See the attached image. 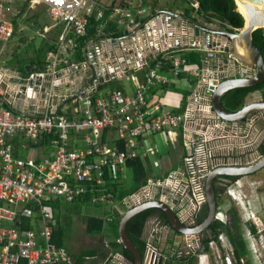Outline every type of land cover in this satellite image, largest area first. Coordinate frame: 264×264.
Returning a JSON list of instances; mask_svg holds the SVG:
<instances>
[{"label": "built area", "instance_id": "obj_1", "mask_svg": "<svg viewBox=\"0 0 264 264\" xmlns=\"http://www.w3.org/2000/svg\"><path fill=\"white\" fill-rule=\"evenodd\" d=\"M131 3L130 7L102 6L98 20L109 12V20H115L120 28L133 29L140 25L151 28L145 45L137 43L131 48L134 49L132 53L139 56L134 67L146 71L144 80L132 93L116 89L108 95L96 97L93 94L98 91L99 85L117 79L129 67L121 65L120 70L113 71L110 64L114 62L105 63L104 56L108 53L100 51L91 58L92 64H105L109 67L108 74L104 72L103 79L88 85L84 93L68 95L69 90L77 87L74 79L76 73L72 72V68L86 62L77 63L70 56L80 47L79 39L87 34L88 18L95 10V1L0 0V40L9 41L13 37V22L7 17L17 15L16 10L20 5L29 4L31 9L46 5L50 7L51 16L65 25L57 48L48 53L43 71H34L13 81L5 78L0 66V91L12 87L22 97L24 108L38 115L23 116L10 108L1 109L0 103V202L3 203L0 204V264H21L22 261L29 264H74L70 253L52 242L57 219L46 202L57 198L72 202L90 195L91 203L111 204L120 211L116 194L107 186V176H120L126 171L130 160L155 154L153 146L141 149L140 143H145L149 137L167 134L171 139L180 138L184 148L181 162L166 176L149 178L124 202L129 208L149 200L163 201L188 227L198 224L197 216L207 205V180L213 171L225 167L251 166L264 158V116L256 115L243 122H231L223 119L213 105L210 91L215 92L229 77L230 67L226 66L234 65L212 63L224 53L227 44L222 43L218 46L219 50H215L198 42L190 44L186 40L185 44L181 43L177 39L179 32L176 35L172 33L175 18L162 14L163 10L159 7H154L152 11L145 0H131ZM192 7L197 11L198 1H193ZM210 23L223 26V22L217 19H212ZM177 43L181 44L179 47L185 45L205 53L203 63L191 66L183 58H173L170 51L179 48ZM156 52H159L158 55L149 60L151 54L155 55ZM161 55L163 59H159ZM229 57L234 58L231 52ZM165 67H169L171 72H165ZM86 69L84 67L81 71L86 72ZM184 71L197 79L196 88L188 96L185 111L182 114H158L156 108L159 103L152 100L153 90L168 87ZM48 76H51L50 79ZM61 86H65L66 93L61 92ZM63 103H72V111H66ZM41 108H44L43 112H39ZM107 132L114 133L118 144L105 142ZM52 134L55 137V150L50 155L42 158L17 156L15 140L19 137L28 143L38 144L44 135ZM76 140H80L83 147H77ZM155 166L159 168L157 161ZM241 189V179H235L226 188L225 195L237 203L244 202ZM247 208L254 220L251 206L247 205ZM25 218L34 220L36 226L39 220L40 229H21L20 224ZM216 220L228 224L230 216L218 208ZM160 233L162 231L157 238L163 239ZM250 233L245 235L246 240L248 238L253 242L257 237ZM151 241L147 253L150 264H156L159 249L165 251L166 244H162L161 248ZM220 241L225 253L217 254L221 247L213 242V255H198L200 260L205 261L203 263L214 264V257L218 255V264H249L245 257L240 260L235 258L234 247L226 234L220 236ZM185 248L191 254L199 253L201 246H197L196 236L188 238ZM248 248L251 257L255 258L253 253L256 252H252L249 244ZM255 249L258 253L256 246ZM121 263V256L112 262ZM258 263L261 264V261Z\"/></svg>", "mask_w": 264, "mask_h": 264}, {"label": "trees", "instance_id": "obj_2", "mask_svg": "<svg viewBox=\"0 0 264 264\" xmlns=\"http://www.w3.org/2000/svg\"><path fill=\"white\" fill-rule=\"evenodd\" d=\"M185 4L188 8L185 9L186 16H191L192 12H195L200 18L206 19L208 21H212V19H217L223 22V26L228 30L235 32L236 30H243L246 26V18L240 12L239 5L237 0H184ZM193 1H198L199 9L195 11L192 7ZM107 1H103L100 6H97L93 13L88 18V31L87 34L79 39L80 47L74 52L73 56H70V59L80 63L86 61V56L84 54V48L86 44L93 39L99 37L102 31L112 32L113 35L117 38L123 37L127 34L123 28H120L118 23L114 20H109L110 13L106 12L105 16L102 20H98V13L102 6H107L109 8H113L116 5V1L113 3L107 4ZM29 7L27 4L24 8V11ZM23 11V12H24ZM145 21V20H144ZM142 21V22H144ZM104 26V27H103ZM254 43L262 53L264 58V29H258L253 33ZM54 43L51 41L45 42V44L37 50V57L32 63L31 71H43L46 67V57L48 53L55 49ZM177 53L174 54L173 58L177 57ZM179 55L183 59L186 60L188 65H198L200 66L205 59L206 54L195 50V49H185L183 52H179ZM159 59H163V55L159 57ZM154 63V62H153ZM165 63H172V61H165ZM35 67V68H34ZM165 72H171L169 67H165L163 69ZM118 79L111 80L104 84L98 86V91L93 94V96H101V92L112 90L114 88L123 89ZM116 90V89H115ZM262 91L264 95V83L253 86V87H245L231 91L223 98V104L225 107L231 111H238L244 107V105L248 102V97L250 94ZM112 92V91H110ZM109 92V93H110ZM187 96V93H186ZM8 107V106H7ZM54 135H44L38 142L37 145L30 143L31 148H37L38 150H42V154L46 155L53 145ZM114 144H118L117 141L113 142ZM121 147L122 145L119 144ZM78 146V145H77ZM264 154V146L262 149ZM27 154L20 153L19 157L27 158ZM50 155V154H49ZM176 167L168 168L163 176H166L171 169ZM160 175V177L162 176ZM162 176V177H163ZM150 178V166L141 156L138 158H134L130 160L126 165V171L120 173V176H111L108 174L107 186L116 194V201L121 207H125L126 211L128 210L127 205L124 202V199L135 192H137L144 184L147 183ZM241 179V178H240ZM235 180V179H234ZM90 195H85L81 198L75 199L72 202H66V205L60 202L63 201L61 198L50 199L46 202L47 207H49L56 216L57 225L54 227V238L53 244H55L60 249H66L72 258L74 259V264H89L86 260L87 258L93 256H101L107 258L113 252H120L124 257H126L132 264L135 263V257L129 251H127L123 245L120 243V222L124 215V213L120 212L116 207H113L111 204H93L90 200ZM2 205L3 203L0 202ZM67 204H71L73 208L77 211L80 206L85 205L86 207H90L92 205H96L99 207L106 208L109 206V210L104 211V215H96L90 214L87 218V227L86 232L88 235H96V236H108L113 241L110 243L107 248H96V249H88L83 250L78 254H73L68 247V233L66 226L63 225L61 221L62 216L65 215V218L69 219V214H63L64 208ZM221 210V209H220ZM69 211V210H68ZM65 211V212H68ZM209 213L208 205L202 209L200 214L197 216L198 224H201L203 220H205ZM230 216V221L228 224L221 220H216L214 224L210 228V232L208 233L206 238L201 239V249L197 255H189V256H181L175 255V260L180 261V264H195L196 257L198 255L211 254L213 255L212 243L217 242L220 247H222L220 236L222 234H226L230 239L233 247H234V256L236 259L240 260L245 257L248 260L249 264H252V258L250 255V251L248 248V243L246 240V236L244 233V229L242 226L240 215L236 208H232L229 206L227 212H225ZM108 215V216H107ZM157 217L159 221L162 222L164 226H169V222L166 218L165 213L159 208H148L143 210L139 214L135 215L128 224V232L133 240V242L138 246L141 250L143 256L146 255L148 250L149 242L145 238V232L147 229L148 221ZM21 229H32L34 227V220L25 218L23 219L22 225H20ZM40 221H37V228L40 229ZM251 233L256 234V228L251 227ZM2 247L0 246V251ZM225 251V250H224ZM21 264H29L27 261H22Z\"/></svg>", "mask_w": 264, "mask_h": 264}, {"label": "water", "instance_id": "obj_3", "mask_svg": "<svg viewBox=\"0 0 264 264\" xmlns=\"http://www.w3.org/2000/svg\"><path fill=\"white\" fill-rule=\"evenodd\" d=\"M240 1L247 10V16L244 15L246 18V26L239 32H232L223 26L220 27L214 24H209L205 21L188 17L173 10L164 9L162 11V14L171 18L176 17L186 21L187 25L186 27H183L184 29L180 27L181 23L178 26V38L182 37V40H187L190 44L198 42L209 49L215 50H219L218 46L220 44H227V49L223 51L224 53L220 54L218 59L212 63H234V65L228 64V66H226V68L230 67L229 77L219 85L215 92L210 91V94L212 95L215 110L223 119L231 122H243L244 120L256 115L264 116V99L248 102L238 111H231L223 104V98L231 91L245 87H253L264 83V58L258 47L255 45L253 36V33L258 29H264V0ZM237 3L239 5V0H237ZM141 29L142 27H137L136 30ZM188 34L192 35L188 37ZM101 37L104 36H100V38ZM114 40H117V38L114 37ZM98 41L99 38H96L90 40L86 44L84 48L86 62L83 64H76V66L72 68V72L74 73L81 71L84 67L87 68L86 72L89 76L85 80L86 83L83 87L78 86L74 90H69L67 92L68 95L84 93L88 85L103 79L102 74H104V72L106 75L108 74V66L105 64L102 66H96L95 64H92L91 61V46L93 43ZM180 45V43L176 44L177 47ZM131 51L134 52V49ZM230 52L234 56L233 59L229 57ZM158 53L159 52H156L155 55L151 54L148 59H154ZM111 58L114 63L110 64V66L113 71H116L121 69L120 62H125L124 60L126 59V55H118L112 52ZM219 58L222 60H219ZM50 77L51 76H48L47 78L50 79ZM57 92L58 91H56V93ZM0 103L6 104L10 109L17 112V114L29 117L38 116L24 108L22 97H20L19 93L15 92L12 87H7L6 89H2L0 91ZM43 111L44 108L39 110V112ZM262 169H264V158L260 162L251 166L225 167L218 168L213 171L207 180V205L209 207L208 216L201 222V224H196L192 227H188L183 224L175 211L165 202L160 200H149L140 205L129 207L120 222V243L127 251L133 254L135 257L134 264H150V255L146 253V255L143 256L141 250L131 239L128 232V224L135 215L139 214L143 210L155 207L161 209L165 213L169 222V226H166V229L162 231V234L160 233L164 240L169 239L170 233L172 235L176 233L179 234L180 240L176 245V247L179 248V246H186V241L190 236H196L197 246L200 247L201 239L207 237L211 226L216 221L219 202L224 196V188L232 182L230 178L238 179L249 176L261 171ZM197 249L198 248L196 247L195 251H197ZM179 251L181 250L179 249ZM159 252V260L156 264H180V261L175 260L174 256H165V254L168 253L163 249H159ZM123 262L126 264H132V262L128 259H124Z\"/></svg>", "mask_w": 264, "mask_h": 264}, {"label": "crops", "instance_id": "obj_4", "mask_svg": "<svg viewBox=\"0 0 264 264\" xmlns=\"http://www.w3.org/2000/svg\"><path fill=\"white\" fill-rule=\"evenodd\" d=\"M106 1H107V4L113 3V1H116L115 6H122V7H130L132 4L131 0H106ZM95 3H96V1H95ZM26 5H20L17 7V10H16L17 15L14 16L15 21H14V23H12L14 26V34H15V32H17L19 30V27H21L20 26L21 23L20 24L18 23L19 19L22 20L21 22L24 23L25 26H27L26 21L32 19V17L30 16L31 12H29L31 10V8L28 7L24 11V8ZM96 7H97V3L95 6V9H96ZM168 10H173V11H176L178 13H182V14L186 15L184 10H179V9H168ZM188 17H193L194 19H198V20L210 23L208 20L200 18L195 12H192L191 16H188ZM175 19H176V21L173 23L175 25V27L177 25H179L180 23H181L180 26H182V28L184 26L186 27V25H187L186 21H184L180 18H176V17H175ZM210 24H212V23H210ZM53 26H55V28H57V29H55V28L53 29ZM53 26H52V28H44L42 31V34H43V32H47L49 29L51 36L49 38H47L46 35H43L45 38L44 44L47 41L48 42L51 41L56 46L55 48H57L58 41H59L60 37L63 35L62 32L65 29V25H64V23L57 20V21H55V24ZM140 27H143V29L142 30H135V29H137V27H135L133 29L132 28L127 29V28L123 27L124 31L127 32V34L124 35L123 37H119V38L115 37L112 32L102 31L100 33V35L104 36V37H101L100 41L93 43L91 46V50H90V52L92 54L91 58L93 56H95L96 54H98V52H100V51H104V52L106 51L108 54H107V56L105 55L104 58L106 59L107 62H105V63H107V64L109 62H112V61H110L112 52L116 53L118 55L119 54L126 55V59L124 60L125 62H122L121 65L122 66L127 65V67H129V70L126 72H123L122 75L120 77H118L117 79L120 82L119 85H121L123 87L122 90L126 91L127 93H132L133 91L136 90V86L138 85V83H140V82H142V80H144V75L146 72L145 69H136L134 67V65H135L134 63L139 60L138 59L139 56L137 55V53H132V51H131V48L133 46L135 47V45L137 43L145 45L147 38H149L151 35V28L150 27L145 28L144 25H140ZM175 27H172V33L174 35L178 34ZM21 29L23 30V29H25V27H23ZM50 29H52V30L50 31ZM14 34H13V36H14ZM191 35L192 34H190V35L188 34V37H190ZM114 37L117 38V40H114ZM12 38L9 41L0 40V57L2 56L3 53H5V52H7V50H9L8 56H9V58L11 57L10 61L12 62V63H7L6 61H0V66L2 67V72L4 73L6 79L17 81L18 79L26 77L27 75L34 72V71H31V69H32L31 64L34 63V60L37 57V50L38 49H34L32 52H29L27 54L24 53V55H22L20 53V49L22 47H26L28 42L31 39L30 40L26 39V41L24 40L23 43L15 44L13 46V45H11ZM181 38L182 37L177 38V39H180V42L182 41L181 43L185 44L186 41L182 40ZM185 49L188 50L190 48H189V46L184 45V46H181L179 48L172 49L170 51V54H171V56H174V54L177 53L176 56L178 58H182L181 55H179V52H183V50H185ZM108 51H110V53ZM74 52L71 53V56H73ZM135 57L138 60L135 61V59H136ZM101 59H102V57H101ZM219 60H222V59L219 58ZM221 64H223V63H221ZM193 66H195V65H193ZM86 74H87V72H85V71H81V72L76 73V76L74 79H75V83H76L77 87L78 86H80V87L84 86V84L86 83L85 80L89 76L88 74L87 75ZM4 75H2V76H4ZM126 79H129L131 81V88H129V89L127 88V85L124 82ZM113 80H116V79H113ZM104 83H106V82H104ZM195 88L196 87H193V77L187 71H184L180 75L179 78H174L171 85H169L168 87L155 88L153 90L152 100L157 101L159 103V106L156 108V111L158 112V114H160V112H179V114H182V112H184L186 109V106L188 103V96L191 94V92ZM115 89H117V88H114L112 90L107 89L106 91H104V93L101 92V95L102 96L108 95L110 91H113ZM61 90H62L61 92L66 93L65 92L66 91L65 86H61ZM177 92L181 93L184 96L182 100L178 97L179 94ZM186 93H187V96H186ZM63 104H65V103H63ZM71 105H72V103L71 104L69 103L67 106H65L66 111H69V112L72 111ZM178 105H180V106H178ZM8 108L9 107H7L6 104H1V109H8ZM158 135H156V136H158ZM160 135H164V134H160ZM166 135L167 134H165V136ZM156 136L149 137L145 143H140L142 150L145 146H153L156 150L155 154H150L149 156L142 157V158L144 160H146V162L149 164V166H152L153 163L155 164V162L157 161L159 163V169H161V173L164 174V172L168 168L175 166L174 164H177V166L179 165V163L181 162L183 153H184V148L182 146V142H181L180 138L171 139L172 143L171 144L169 143V145L171 147L168 149V151H166L168 159H166L165 165H163L161 160L159 159V154L161 153V147L159 145V142H157L156 140H153V138ZM114 137H115L114 133L107 132L104 135V140H105V142H109L110 144H114L113 142L117 141L116 139H114ZM15 144L17 147V156H19L20 153H25V154H27L26 157L33 156V157L42 158V157L48 156L49 154H51L55 150V147L52 146L51 150H49L46 155H43L42 150L40 151L34 147L31 148L30 147L31 144L28 143L22 137H19L18 139H16ZM35 145H37V144H35ZM75 145L76 146L78 145L77 147H83V144L80 140H76ZM151 155H153L152 160L150 158ZM150 178H153V177H150ZM96 207L101 208V212L98 213L100 215H104V213H105L104 211H106V210L108 211L110 209L109 206H108V208H103V207H99V206H96ZM80 208H81V206L79 207V209H77V211H80ZM87 208H89V207H87ZM119 209L121 212L124 211L122 209V207ZM64 212L65 211H63V213ZM67 214H69L70 217L72 215V213H67ZM98 214H96V215H98ZM89 215L90 214H88L87 216H89ZM64 217H65V215L62 216V218H64ZM61 221L63 222V225L66 226L67 233H68V227L66 225L68 221L66 222V224H65L64 219H61ZM22 222H23V220H22ZM22 222L20 225H22ZM161 226H163L162 227L163 230L160 228ZM35 227L37 228V226L35 225V222H34V228ZM86 227H87V222H86ZM165 229H166V226L162 225V222L159 221L157 217H153L148 221L147 229L145 232V238L148 240V242H150L152 240L151 242H153L155 245L161 246V248H163L162 244H166L165 251H167L168 255L175 256L176 253L179 251V248L175 247L172 240H171L172 239V234L170 233L171 230L169 232L170 233L169 239H167L166 241L163 239L157 238V236H159V232L164 231ZM153 234H154V236H153ZM68 238H69V236H68ZM108 241L109 242L103 243L101 245H97L95 248H91V249L103 248V247L107 248V247H109L110 243L113 240L109 237ZM88 249H90V248H82L79 252H76L73 254H78L81 251L88 250ZM119 256L123 257V260L127 259L126 257H124L122 255V253L113 252L107 258H104L101 256H98V257L93 256V257L87 258L86 260L89 262V264H111L112 262H114L115 258L119 257ZM203 262H205V261H203ZM121 264H126V263L123 262Z\"/></svg>", "mask_w": 264, "mask_h": 264}, {"label": "rangeland", "instance_id": "obj_5", "mask_svg": "<svg viewBox=\"0 0 264 264\" xmlns=\"http://www.w3.org/2000/svg\"><path fill=\"white\" fill-rule=\"evenodd\" d=\"M93 1H96L97 6H100V4H102L104 0H93ZM145 1H146V5L149 8H151L152 11L154 7L156 8L159 7L162 10L179 9L184 11L186 8H188L184 0H145ZM154 4L156 5L154 6ZM29 12H31L30 16L32 17V19L26 21L27 26H25V24L21 22L22 21L21 19L18 20V23L19 24L21 23L20 25L21 27H19V30L17 32H15L11 41V45L14 46L15 44L23 43L24 40L26 41V39L28 40L31 39L26 47H22L20 49V53L22 55H24V53L27 54L29 52H32L34 49H40L45 41L43 35H46L47 38L51 36L49 29L47 32H43L42 34L43 29L52 28V26L55 24V21H57L54 18H52L50 7L46 5H41L36 8H33ZM7 19L12 21L13 23L15 21V18L12 15L8 16ZM23 27H25V29L22 30L21 28ZM54 28L55 26H53V29ZM51 30L52 29H50V31ZM8 51L9 50H7V52L2 54V56L0 57V61H6L7 63H12L10 61L11 57L9 58L8 56L9 53ZM136 60L138 59L136 58L135 61ZM124 82L126 83L128 89L131 88V81L129 79H126ZM196 85H197V79L193 78V87H196ZM177 93L179 94L178 97L182 100L184 96L179 92ZM263 98H264L263 92L256 91L250 94V96L248 97V102H252ZM68 104L69 103L64 104V107L67 106ZM153 140L159 142V145L161 147V153L159 154V159L161 160L162 164L165 165V161L166 159H168L166 151H168V149L171 147L169 145V143L170 144L172 143L171 138L167 135L165 136V134L164 135L159 134L158 136L154 137ZM150 158L152 160L153 155H151ZM174 165H175L174 167H177V164ZM160 175H162L161 169L155 167V164L153 163V165L150 166V177L157 178ZM230 180L232 181L230 184H232L234 178H230ZM230 184H228V186ZM241 184H242L241 191L245 201L237 203L232 198H230V196H225L221 198V201L219 202V208L224 212H227L230 205L232 208L234 207L237 209L241 218L245 235H248L251 232L250 231L251 227L256 228V234L253 233L250 234H252L253 237L254 236L257 237V239L252 242L247 238V242L251 247L252 252L254 251L256 252L253 253V256L255 258L251 257L252 264L253 263L257 264L258 261H261V264H264V169H262L261 171L255 174L241 177ZM60 202L66 205V202L64 200L63 201L60 200ZM247 205L251 206V209L254 212V216H255L254 220H252L251 218L253 214L251 213L250 210H248ZM106 208H108V206H106ZM122 209L124 210L123 213L126 212L125 207H122ZM68 210L69 212H64L63 214L72 213L71 217L69 219L65 217L62 219H64L65 224L68 221L66 224L68 227V236H69L68 247L72 253L79 252L82 248L91 249V248H95L97 245H101L103 243L109 242L108 236L88 235L86 232V220L88 217L87 215L98 214L101 212V208H98L95 205H92L89 208H87L85 205H82L80 211H76L75 209H73L71 204H67V206L64 208V211H68ZM255 246L258 248V253L255 249ZM224 253L225 251L223 247L220 248L219 253L217 252V254H221V255H223ZM213 261L214 264H218V255L214 257ZM194 263L205 264L203 263L202 260H200L198 256L196 257Z\"/></svg>", "mask_w": 264, "mask_h": 264}, {"label": "flooded vegetation", "instance_id": "obj_6", "mask_svg": "<svg viewBox=\"0 0 264 264\" xmlns=\"http://www.w3.org/2000/svg\"><path fill=\"white\" fill-rule=\"evenodd\" d=\"M263 122H264V119H263ZM227 188V187H226ZM226 188H224V196L223 197H225L226 195H225V191H226ZM172 242H173V244H174V246L176 247V245H177V243H178V241L180 240V235L179 234H173L172 235ZM179 249L181 250V251H178L177 253H176V255L177 254H179V255H183V256H189V255H195V254H191L190 253V251H188L185 247H182V246H179Z\"/></svg>", "mask_w": 264, "mask_h": 264}, {"label": "bare ground", "instance_id": "obj_7", "mask_svg": "<svg viewBox=\"0 0 264 264\" xmlns=\"http://www.w3.org/2000/svg\"><path fill=\"white\" fill-rule=\"evenodd\" d=\"M239 9H240V12L243 13V15L247 16V10L245 9V7L243 6L240 0H239Z\"/></svg>", "mask_w": 264, "mask_h": 264}]
</instances>
